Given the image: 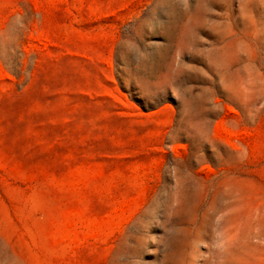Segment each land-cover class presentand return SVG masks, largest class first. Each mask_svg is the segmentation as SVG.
Instances as JSON below:
<instances>
[{
    "label": "rangeland",
    "instance_id": "374dc122",
    "mask_svg": "<svg viewBox=\"0 0 264 264\" xmlns=\"http://www.w3.org/2000/svg\"><path fill=\"white\" fill-rule=\"evenodd\" d=\"M0 264H264V0H0Z\"/></svg>",
    "mask_w": 264,
    "mask_h": 264
}]
</instances>
